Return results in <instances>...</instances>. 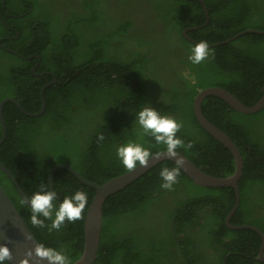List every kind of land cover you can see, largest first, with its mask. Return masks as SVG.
<instances>
[{"label":"trees","instance_id":"obj_1","mask_svg":"<svg viewBox=\"0 0 264 264\" xmlns=\"http://www.w3.org/2000/svg\"><path fill=\"white\" fill-rule=\"evenodd\" d=\"M5 1L6 11L15 15L17 0ZM97 1L82 0L83 9H71L59 25L46 6L32 2L30 22L7 18L8 26L19 32L17 39H5L9 32L0 20V101L11 97L27 112L40 110V89L53 77L32 74L37 58L30 55H39L36 72L51 71L56 78L44 89L41 114L28 116L9 101L2 108L6 136L0 163L26 197L41 185L49 190L48 170L57 164L70 165L84 179L101 184L128 171L116 156L121 144L139 143L153 154L166 151L137 123L138 112L147 105L182 123L176 135L192 147L177 151L196 167L216 177L232 174L231 152L199 125L193 98L208 87L223 88L245 105L261 97L264 34L247 32L221 42L247 29L264 31V1L203 0L210 17L204 25L196 0H148L154 10V46L146 35L150 27L138 31L128 19H112ZM37 22L42 24L39 32ZM190 27H196L187 33L192 40L213 45L209 49L214 54L200 64L188 60L196 43L182 31ZM201 111L236 144L243 160L239 203L229 222L255 226L264 235V107L240 113L209 95ZM175 166L163 160L105 199L93 264H264L257 259L260 235L225 224L233 189L197 185L181 170L173 190H164L160 170ZM0 186L38 243L62 251L71 263L79 258L92 187L66 169L53 172L54 205L78 190L87 194L88 205L82 220H66L59 231H49L31 223L29 209L1 171ZM37 218L51 224L42 215Z\"/></svg>","mask_w":264,"mask_h":264},{"label":"water","instance_id":"obj_2","mask_svg":"<svg viewBox=\"0 0 264 264\" xmlns=\"http://www.w3.org/2000/svg\"><path fill=\"white\" fill-rule=\"evenodd\" d=\"M203 4V0H200ZM196 27H192L190 29H195ZM254 32L264 34V31H259L256 29H247L244 30L229 39L224 40L221 43H227L230 40H233L244 33ZM187 37V36H186ZM189 39V38H188ZM190 41L195 42L190 39ZM220 44V43H219ZM213 46V45H209ZM54 82V78H53ZM53 82H49L43 85L40 89L39 95L41 100V108L38 112L31 113L25 111L21 105L11 97H6L0 101V126H1V137H0V145L4 141L6 136V126L2 116V108L6 102L14 103L18 109L21 110L22 113L28 116H37L41 114L44 110V98L43 92L44 89L52 84ZM213 95L225 103H227L234 110L245 113L252 114L260 111L264 107V92L261 97L252 105L243 104L237 97L231 94L229 91L220 88V87H208L201 89L196 93L193 98V112L195 118L199 125L215 140L221 143L224 147H226L232 154L234 160V171L232 174L226 177H216L209 175L203 172L200 168L196 167L188 158H186L183 154L178 152V155L181 156L184 161V167L181 168L183 173L190 178L195 184L203 186V187H230L234 191V203L231 210L227 213L225 217V224L230 229H241V228H249L256 231L261 237V244L258 250L257 259L264 262V235L263 233L255 226L251 225H233L229 222L231 216L235 213L238 203H239V189L238 182L243 174V160L240 154V151L236 144L229 138V136L216 127L214 124L209 122L201 111V103L206 96ZM165 151H160L157 153H161L158 158H150L149 164L147 168L140 167L137 164L136 170L126 171L125 173L115 176L106 180L105 182L98 184L96 182L88 181L84 179L76 170H74L70 165L65 164H57L51 167L48 170V186L49 191H52V175L53 172L58 168H63L71 172L79 181L83 184L92 187L95 190V194L87 208L84 224H83V248L82 252L78 259H76L71 264H93L96 259V254L99 245V237L101 231V222H102V207L105 199L116 193L117 191L123 189L129 183L137 179L139 176L144 174L147 170L152 168L155 164L163 161L169 160L175 164V160L172 158H168L163 155ZM154 153L153 155L155 156ZM0 171H2L6 176L14 184L19 197L24 199L26 195L24 194L22 188L20 187L16 178L12 175V173L0 163ZM27 237V239H26ZM36 243L38 241L30 231L26 222L16 209L14 203L4 191V189L0 186V245H6L11 253L12 259L8 261L10 264H19L20 259L25 258L24 253L26 250L34 249ZM29 264H49V262L45 260H39L33 255V257L29 258Z\"/></svg>","mask_w":264,"mask_h":264},{"label":"clouds","instance_id":"obj_3","mask_svg":"<svg viewBox=\"0 0 264 264\" xmlns=\"http://www.w3.org/2000/svg\"><path fill=\"white\" fill-rule=\"evenodd\" d=\"M190 53L188 60L192 64H200L214 54L209 49L206 41H200L192 46ZM136 120L143 130V134L153 137L155 144L165 146L166 151L163 155L175 160V167L171 169L164 167L159 173L163 181L160 185L161 188L167 191L173 190V186L178 183L181 168L185 164L184 159L178 155L177 150L192 147L191 142L185 144L176 135L183 127L182 123L169 116L161 115L160 112L148 105L138 112ZM103 139V135L98 137V140L102 141ZM160 155L161 153H157L154 156L150 150L134 142L121 144L116 149L117 158L129 171L136 170L137 164L140 167L147 168L150 158H158ZM56 199L57 193L55 191H49L44 185H41L39 191L33 193L30 198L25 197L21 200V203L29 209L31 223L40 228L47 227L49 231H59L66 220L69 223H75L77 220L84 218L82 213L88 205V197L85 192L78 190L71 196H65L58 206L53 203ZM38 214L50 220L51 224L45 225L43 220L37 218ZM33 255L39 260L46 259L49 264H71L65 253L52 247H46L42 243H36L34 249L26 250L24 253L25 258L20 259L19 264H29V258ZM11 259L10 249L6 245H0V264H4L5 261L8 262Z\"/></svg>","mask_w":264,"mask_h":264},{"label":"flooded vegetation","instance_id":"obj_4","mask_svg":"<svg viewBox=\"0 0 264 264\" xmlns=\"http://www.w3.org/2000/svg\"><path fill=\"white\" fill-rule=\"evenodd\" d=\"M81 1L82 0H17L16 5L19 8V10L18 12L16 11L17 13H15L14 15V13L9 14L6 11L7 8L6 7L7 5H5L6 1L2 0L0 3V20L5 25V27H7V30L9 32V36H7L5 39H17L19 37V32L16 29H14V27L8 26L7 18L11 19L18 16L20 17V19L24 20L23 22H30L28 16L32 13V11H34L35 3L41 4L42 6H46V8L49 9L52 15L58 18L57 25H59V23L62 24L64 17L69 13L71 9L76 11H81L83 9V4ZM129 1L130 2H128V0H98L97 7L98 9L100 8L103 10L104 15H107L112 19L121 18L123 21H126L128 19L131 22L132 27L137 28L138 31L142 30L143 28H146V30H148L146 26L150 27V29L148 30L149 33L147 34L146 32V35L148 36V38H151L150 40L151 42H153V46H154V10L147 3L148 0H132V1L129 0ZM188 1H192V0H188ZM196 1H198L200 6L202 7L206 20V22L204 23L205 25L210 21L208 9L207 7L204 6V1L203 4L201 3L200 0H196ZM32 2L35 3L33 4ZM190 28H186L182 31V35L189 41L191 38L187 35V33L188 31L191 30ZM11 32L14 33L15 35L12 36ZM3 49L8 50L7 48L4 47ZM33 56H36L37 62L34 63L33 66L31 67V73L40 76H43L45 73L52 75V77L54 78V82H53V78L50 82L55 83L56 78L54 77L51 71L36 72V67L40 62V58L38 54H33L30 55L29 57L32 58Z\"/></svg>","mask_w":264,"mask_h":264},{"label":"rangeland","instance_id":"obj_5","mask_svg":"<svg viewBox=\"0 0 264 264\" xmlns=\"http://www.w3.org/2000/svg\"><path fill=\"white\" fill-rule=\"evenodd\" d=\"M34 28H36L37 32H39V31H41L40 28L42 29V24L37 22L36 25H34Z\"/></svg>","mask_w":264,"mask_h":264}]
</instances>
